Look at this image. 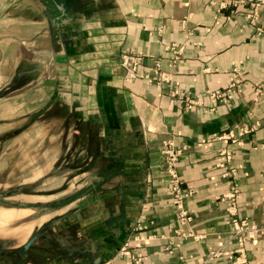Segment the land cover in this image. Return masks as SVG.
Wrapping results in <instances>:
<instances>
[{
	"label": "crops",
	"instance_id": "1",
	"mask_svg": "<svg viewBox=\"0 0 264 264\" xmlns=\"http://www.w3.org/2000/svg\"><path fill=\"white\" fill-rule=\"evenodd\" d=\"M221 1L0 0V79H31L28 95L41 119L55 102L65 114L48 125L40 121L50 129L40 133L37 154L49 155L54 171L41 166L34 175L37 235L22 252L0 237V264H124L119 247L143 207L148 219L141 232L152 235L141 247L147 264H231L225 254L210 256L235 245L229 217L264 224V95L254 99V85L264 83V32L249 23L248 3ZM257 25L264 29V5ZM171 44L181 47L174 63ZM124 51L142 55L139 74L158 60L170 79H126ZM27 63L34 66L31 76ZM234 66L241 83L229 100L212 101L206 92L225 87ZM243 123L251 129L239 142L216 138ZM93 135L97 147L90 146ZM47 138L55 145L48 151ZM166 139L184 147L176 170L182 185L194 189L183 199L190 216L183 223L167 183L158 179ZM221 147L231 157L217 166ZM75 154L85 160L78 171L59 167ZM231 168L234 175H222ZM233 181L239 193L231 205L221 197ZM244 246L248 264H264V229Z\"/></svg>",
	"mask_w": 264,
	"mask_h": 264
},
{
	"label": "rangeland",
	"instance_id": "2",
	"mask_svg": "<svg viewBox=\"0 0 264 264\" xmlns=\"http://www.w3.org/2000/svg\"><path fill=\"white\" fill-rule=\"evenodd\" d=\"M25 67L27 71L29 72V74L30 73L32 74V72L34 71L33 64L27 63L25 64ZM3 69L5 68H3L2 65H0L1 72ZM31 74L28 76H31ZM13 75H16V74H13ZM33 87H34L33 81L29 78L25 79V81L18 80L16 77L11 80L0 79V190H10V189H14L16 186H19L21 191L23 192L26 191V192H29L30 194L29 195L26 193H18L19 192L18 190L15 193L6 195L4 197L2 196L4 199H9L12 201H19L21 203V206L23 204L26 205V209H24L21 206L17 207L16 205H4L0 203V237L5 238V239H13L12 245H17V244L19 245L20 242H22L27 237V235L32 231L35 223H38L40 221V217L36 215L39 210V207L34 202L36 201V199H39L40 197L38 195H33V192L35 190H38L37 189L38 185H35L36 183L33 180L35 172L41 171V166L43 170L45 169V171H54L53 168L52 169L50 168L51 167L50 156L47 155L46 157H43L40 160L39 154H37L39 152V138L38 137L40 133L48 132L50 129L49 127L41 128L40 121L42 120L43 125L44 124L48 125L50 118L54 117L55 114L65 115L64 107L61 105H59L58 107H55L57 106L55 102L53 104L54 111L53 112L47 111L46 113L43 112V116H42L43 118L41 119L38 113L39 104L34 103L33 95H28V93H32L31 91ZM21 88H22V91H20V93L18 94L17 91L15 90H18ZM61 103L64 104V102H61ZM80 141H81V138H79L78 144H81L79 143ZM172 143L175 148L182 149L181 153L179 154V157H180V155L182 154L184 150V147H176L173 141ZM97 145H98L97 138L94 136L93 138H91L90 146L97 147ZM43 146H45L44 150L48 151V149H50V146L54 147L55 145L54 144L49 145V138H47ZM59 146L61 147L62 145H59ZM160 149H159V153L161 155ZM73 157L74 158L72 160L70 159L69 161H66L65 159L60 160L59 167L63 169L65 168L64 171H66V167H67L66 165H75L78 171L80 169L81 164L85 160H82L81 158H79V156L77 157L76 154L73 155ZM217 157L218 158L215 164L217 166H223L225 162L231 157V154H230V157L227 160H225L223 165L219 164L220 162L219 153H217ZM178 159L176 160V162L178 161ZM94 164H95V161H94ZM157 166L160 170L158 171L159 173L158 179L163 180L165 183H167L168 192H169L171 184L169 183L167 179L164 169H162V166L160 165V156H159V161H158ZM263 170H264V166H263ZM176 172L178 174V171ZM234 174H235L234 168H231L230 170H225L222 172L223 176L234 175ZM178 178L180 180V185L182 187L192 189V192L188 194V195H191L194 192V189L191 187L183 186L182 180L179 174H178ZM152 179H153V176L151 175L147 176V180H149L150 182ZM234 184L237 185L238 191L236 193V196L235 195L233 196L234 199L232 200L231 198L233 197H231L230 194L228 193L230 192ZM50 185L51 184L49 183V179H48L46 185L43 187L49 189L51 187ZM228 193L223 194L221 198L222 199L227 198V200H229V203L233 205L239 193L238 183L236 181L232 182ZM50 196L51 195L46 194L45 198L49 199ZM171 197H172V206H175L178 210V220H179V208L173 204V196L171 195ZM183 199L181 203L182 209L186 210L183 207ZM53 201L54 200H52V202ZM48 202L50 203V201ZM52 202L51 204L48 203L47 206L53 207L55 203H52ZM145 210L146 208L143 207L142 212H140L139 214V217H138L139 219H137L138 221L136 223H138L139 220L144 222L146 219H148L145 214ZM141 215H143L142 218H141ZM231 218L232 217H229L230 222H231ZM179 222L183 223L180 220ZM251 222H256V221H251ZM259 224L264 225L263 223H259ZM143 225H142V229H143ZM133 232H134V228L126 240L130 239ZM147 236H150V237L146 239H149L152 237V235H147ZM232 236H233V231H232ZM126 240H124L122 245L119 247V253L124 255L125 257L124 264H126L127 257L124 253L120 251V248H122ZM234 242L236 245L235 240ZM36 243L39 244L40 242H36ZM141 247L139 248L140 250H141ZM32 252H33V249H31L29 253H32ZM145 262H146V259H145Z\"/></svg>",
	"mask_w": 264,
	"mask_h": 264
},
{
	"label": "built area",
	"instance_id": "3",
	"mask_svg": "<svg viewBox=\"0 0 264 264\" xmlns=\"http://www.w3.org/2000/svg\"><path fill=\"white\" fill-rule=\"evenodd\" d=\"M227 3L233 4L235 6L248 3L247 18L249 23L254 25L257 31L264 32V29L257 25V18L259 15V8L264 5V0H222L221 5H226ZM167 48L170 50V60L174 63L181 53V47H175L174 45H169ZM142 59V55L132 51H124L121 53L120 64L125 69L126 79H133L136 76H143L149 83L161 84L167 82L170 78L168 76V71L162 69L159 65L158 60L155 61L154 65L150 66L149 69L145 70L142 74H139L137 69L138 65ZM232 78L230 82L223 88H217L209 90L206 94L212 101L224 102L229 100L234 92V89L241 83V75L238 66L232 68ZM254 99L259 100L264 95V83H258L254 85ZM183 99L189 104L197 103V99L184 96ZM251 126V125H250ZM247 123L238 125L236 129H226L216 136L217 139H223L231 141H240V136L251 129ZM255 126V125H254ZM181 148H175L173 146L172 140L167 139L163 141L160 152V165L164 169L167 179L169 181L170 189L169 192L173 196V204L179 208V220L184 222L189 219L190 216L187 214L186 210L182 209V199L192 192L190 188H184L180 185V180L178 178L176 170V160L181 153ZM219 150V164L223 165L225 160L230 157V150L225 147H221ZM238 189L237 185L234 184L228 194L231 197L236 196ZM232 200L234 199L231 198ZM143 215H141V218ZM140 218V219H141ZM139 219V218H138ZM138 221V220H137ZM143 221L139 220L134 226V232L132 233L130 239L126 240L120 248V251L124 253L127 257L126 264H146L145 255L139 249L146 238L150 237L141 233ZM232 238L236 241V245L233 248L226 249L222 246L212 249L210 251V256H217L220 254H226L230 260L231 264H248L247 259V249L244 246V242L247 239H253L259 231L264 229V225L251 222L246 218L232 217Z\"/></svg>",
	"mask_w": 264,
	"mask_h": 264
},
{
	"label": "water",
	"instance_id": "4",
	"mask_svg": "<svg viewBox=\"0 0 264 264\" xmlns=\"http://www.w3.org/2000/svg\"><path fill=\"white\" fill-rule=\"evenodd\" d=\"M18 190H19V186H16L14 189H10V190H0V203L4 205H16V206L20 205L21 203L19 201H12L3 198L4 196L15 193ZM36 235H37V231H32V233L28 236V238L24 242H22L18 246L11 247L10 250L22 252L23 250L27 249L30 246L31 242L33 241Z\"/></svg>",
	"mask_w": 264,
	"mask_h": 264
},
{
	"label": "flooded vegetation",
	"instance_id": "5",
	"mask_svg": "<svg viewBox=\"0 0 264 264\" xmlns=\"http://www.w3.org/2000/svg\"><path fill=\"white\" fill-rule=\"evenodd\" d=\"M4 245H5V244H4ZM4 245H3V246H4ZM3 252L5 253V251L3 250L2 246H1V243H0V255H2L1 253H3Z\"/></svg>",
	"mask_w": 264,
	"mask_h": 264
}]
</instances>
